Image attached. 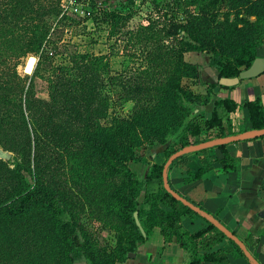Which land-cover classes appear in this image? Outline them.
<instances>
[{
	"label": "trees",
	"instance_id": "trees-1",
	"mask_svg": "<svg viewBox=\"0 0 264 264\" xmlns=\"http://www.w3.org/2000/svg\"><path fill=\"white\" fill-rule=\"evenodd\" d=\"M160 1H151L155 16L150 15L146 22L134 27L128 25L132 13L112 12L103 18L109 25L108 36L133 47V55L139 61L111 73L106 54L80 52L62 41L59 26H54L67 19V10L61 7L60 0H0V146L20 156L12 166L0 158V257H11L13 245L26 236L25 222L37 214L70 261L69 254L78 251L92 259L86 235L81 242L75 234L78 223L68 202L38 178L31 167V158L35 162L43 153L45 142L51 141L52 147L46 149L60 153H70V144L79 142L82 149L77 154L83 148L92 149L99 162L122 178L113 184L102 202L110 218L129 229L125 256L138 243H145L148 233L158 227L164 240L175 237L190 253L189 264H200L201 260L225 264L228 248L209 251L224 238L238 255L247 259L233 240L163 187L162 169L167 158L178 150L231 135L220 112L233 111L237 104L227 97L218 98L206 119V108L200 107L207 106L216 84L206 81L205 94L194 92L184 80L197 78L199 66L186 61L184 55L212 53L209 66L219 77L237 75L242 67L249 66L264 42V0H190L191 5L208 3L183 21L162 13ZM221 7L227 9L223 18L217 20ZM89 17L95 21L94 16ZM29 54L38 57L32 74L19 73L17 66ZM57 55H64L65 62L54 63ZM38 89L47 91L46 99L36 97ZM220 89L223 93L228 91L226 87ZM127 102L130 106L125 108ZM243 105L251 129L264 128V106L259 94L252 101H243ZM112 106L123 112L112 115L107 125H100L97 119L107 116ZM143 142L164 145L165 159L150 165L146 178L158 179L160 188L156 192L144 190L140 204L138 196L148 180L139 179L128 163L136 159L134 148L142 149ZM228 143L194 149L199 165L186 172L183 182L200 179L213 169L215 162L221 172L234 170V159L226 148ZM212 148H218L222 156L208 154ZM184 158L185 154L169 166ZM169 185L184 196L170 182ZM184 197L219 220L216 214ZM135 211L145 237L135 224ZM65 213L70 220L62 218ZM186 215L200 217L206 225L189 232L181 224ZM200 250L204 252L199 254ZM30 264L49 263L37 256Z\"/></svg>",
	"mask_w": 264,
	"mask_h": 264
},
{
	"label": "rangeland",
	"instance_id": "rangeland-1",
	"mask_svg": "<svg viewBox=\"0 0 264 264\" xmlns=\"http://www.w3.org/2000/svg\"><path fill=\"white\" fill-rule=\"evenodd\" d=\"M151 1L60 0L61 7L67 10V19L62 25L58 23L54 26H59L58 32L61 34L62 41L66 42L70 48L95 55L106 54L112 73L132 67L139 61L133 55L136 52L133 47L126 46V43L121 40L114 41L113 37L108 36L109 25L103 18L112 12L132 13L128 25L134 27L141 21L146 22L150 15L155 16L156 9ZM189 3L190 0H162L159 8L164 7L163 10L161 9L162 13L183 21L188 17V14L196 13L208 1L202 2V5ZM226 9L227 7L219 9L217 20L223 18V12ZM89 16H94L95 21ZM206 16H210V13L206 12ZM48 19L52 20L53 17ZM205 32L210 33V29H206ZM260 46L261 44L258 47L260 48ZM212 56V53H201L199 56L185 53L186 61L194 62L199 66L197 78L184 80L194 92L201 91L205 94L204 83L207 81L214 84L205 71V69L215 70L209 66ZM65 58L64 55H57L54 58V63H63ZM26 59L23 57L17 66L19 73L22 72ZM213 88V91H216L217 87L214 86ZM213 91L211 96L214 94ZM47 96V91L44 89L36 91L38 98L46 99ZM129 106L130 103L127 102L125 108ZM118 112H123V110L112 106L108 109L107 116L97 119V122L100 125H107L112 115ZM60 116L64 118L63 114ZM143 143L142 149L134 148L135 154L143 152L147 147H149L147 150L149 152L151 147L158 144L156 142ZM52 144L51 141L45 142L43 153L36 157L35 162L31 158V167L38 178L63 195L68 202L69 209L72 210V214L78 223L75 234L81 242H83V234L86 235L91 246L92 259L78 251L69 254L72 259L70 261L68 255L63 250L60 251L49 227L39 220L37 214H34L25 222L26 236H21L19 242L13 245L10 258L0 257V264H30L31 260L37 256L42 257L43 261L49 264H128L125 247L130 239L129 229L115 218H110L102 202L106 193L113 188V184L120 182L122 178L115 175L104 162H99L92 149L87 148L84 151L83 148L82 152L77 154L82 149V146L79 147V142L70 144L72 149L69 152H72L71 154L47 150L52 147ZM0 149L10 154L4 160L9 162L11 166L16 158H20L19 154L16 156L14 152L5 150L1 146ZM137 159H145V157L136 155L134 160ZM26 177L29 182L32 181L30 174L26 173ZM59 205L62 206L60 203ZM62 218L70 220L67 213L63 214ZM228 243L230 245L227 248L232 249L234 254L238 255L235 247L231 246L230 242ZM140 244L135 245L133 252H138Z\"/></svg>",
	"mask_w": 264,
	"mask_h": 264
},
{
	"label": "crops",
	"instance_id": "crops-1",
	"mask_svg": "<svg viewBox=\"0 0 264 264\" xmlns=\"http://www.w3.org/2000/svg\"><path fill=\"white\" fill-rule=\"evenodd\" d=\"M257 50L264 52V42ZM187 53L201 55L198 52ZM205 71L210 76L209 70L205 69ZM213 92L217 94L215 99L227 97L237 104L233 111L220 112L226 130L230 131L231 135L252 133L248 111L243 105V101L254 100L259 94L260 102L264 106V75L251 80V82L245 81L230 88L228 93H223L218 87ZM198 93L203 94L204 92L199 91ZM200 108L203 110L205 107ZM210 114L205 109L206 119L210 117ZM148 148L135 154V156L145 157L144 160L137 159L128 163L129 168L139 179H147L150 165L160 164L165 159L163 145L155 144L149 149V152ZM226 148L234 159V170L221 172L219 163L215 162L213 169L204 173L200 179L185 184L182 180L183 176L187 171L193 170L199 165L198 154L189 152L185 154L183 160L168 167V180L182 195L216 214L221 223L242 239L259 264H264V219L258 216V212L264 208V135L229 142ZM207 153L217 157L222 156L218 148H212ZM147 180L145 188L138 196L140 204L143 200L144 190L156 192L160 188L158 179L149 178ZM181 224L185 230L194 232L206 225V222L200 217L186 215L182 218ZM147 236V241L140 244L139 249L143 255L149 258L147 264H189L190 253L180 246L175 237L164 240L158 227H154ZM245 239H248L250 243L248 246V241L245 242ZM228 242L229 240L224 238L209 251L227 249L230 245ZM203 252L200 250L199 254ZM226 256L225 264H251L242 256L235 255L232 249H229ZM132 264H144V262L137 261ZM200 264L218 263L201 260Z\"/></svg>",
	"mask_w": 264,
	"mask_h": 264
},
{
	"label": "water",
	"instance_id": "water-1",
	"mask_svg": "<svg viewBox=\"0 0 264 264\" xmlns=\"http://www.w3.org/2000/svg\"><path fill=\"white\" fill-rule=\"evenodd\" d=\"M38 60V57L34 54H29L27 56L26 62L22 68L23 74L31 75L36 62ZM209 74L211 77V81L216 84V87L221 91L220 87H226L228 88V91L230 88H233L245 81L251 82V80L258 78L260 76L264 75V52H260L257 50L256 56L254 59L251 61L249 66L247 67H242L238 74L235 76L231 77H226V76H218V72L216 70H209ZM228 91L226 93H228ZM258 93V91H256ZM217 94H213L209 103L205 107L207 111L211 113L213 110L214 102H215V97ZM252 101V100H249ZM264 134V128L261 129H255L253 130L252 133L250 134H234V135H228L222 138H215L211 139L202 143H198L195 145L188 146L184 149L178 150L171 154L167 160L165 161L162 169V184L163 187L167 190H169L170 194L174 197L180 200V202L184 205L193 210L196 213H199L202 215L203 218L208 219L210 222L214 224V226L221 231L227 238L233 240L239 248L242 250L243 255L250 260L251 264H256L257 259L253 256V254L248 250L246 247L245 243L231 230H229L227 227H225L219 220H217L215 217L208 215L205 211H203L199 206L185 198L184 196H180L175 190L170 188L169 185V180H168V175H167V169L171 162L178 158L179 156L192 152L194 149H198L201 147H207V146H212L218 143H228V142H234V141H239V140H244V139H249V138H255L258 136H261ZM10 156V154L6 151H3L0 149V158L1 159H7ZM134 221L137 227L139 228L141 234L145 237L146 233L138 219L137 212L135 211L134 214ZM258 216L264 219V208L258 212ZM140 249V246H139ZM128 264H132L137 261H143L144 264H147L149 262V258H147L146 255H143L140 250L138 252H128Z\"/></svg>",
	"mask_w": 264,
	"mask_h": 264
}]
</instances>
